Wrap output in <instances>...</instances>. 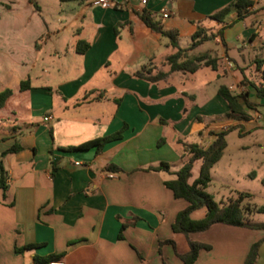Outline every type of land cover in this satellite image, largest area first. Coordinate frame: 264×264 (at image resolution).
Instances as JSON below:
<instances>
[{
  "label": "crops",
  "instance_id": "0c3cea01",
  "mask_svg": "<svg viewBox=\"0 0 264 264\" xmlns=\"http://www.w3.org/2000/svg\"><path fill=\"white\" fill-rule=\"evenodd\" d=\"M91 1L0 0V92L11 91L0 107V153L20 147L1 159L0 264H34L35 256H59L64 264H183L177 254L188 251V239L211 246L194 264H242L264 233L214 225L173 234L186 203L164 187L172 175L144 170L164 162L175 172L186 145L207 147L212 133L250 122L228 116L217 89L251 99L241 81H261L254 61L264 59V0H251L241 21L232 9L224 24L211 16L232 0H117L109 9ZM145 19L175 32L186 58H219L216 70L174 72L154 84L134 77L150 63L169 71L168 39ZM198 29L214 38L191 48ZM79 44L87 46L82 53ZM205 70L210 79L184 84ZM22 82L29 88L20 90ZM220 113L225 120L217 122ZM123 127L121 139L99 150L74 149ZM108 164L121 171L106 172ZM263 244L255 264H264Z\"/></svg>",
  "mask_w": 264,
  "mask_h": 264
},
{
  "label": "trees",
  "instance_id": "16d2710c",
  "mask_svg": "<svg viewBox=\"0 0 264 264\" xmlns=\"http://www.w3.org/2000/svg\"><path fill=\"white\" fill-rule=\"evenodd\" d=\"M73 1V0H61ZM253 3L251 0H232V3L222 8L217 13L211 16L219 24H224V19L227 14L233 9L236 13L235 22L245 19L250 14V9ZM146 25L154 32L166 37L171 53L165 57L164 63L169 67L168 72H162L152 67V64L141 67L134 73V77L147 81L149 83H159L165 81L170 74L174 72H181L183 74L194 73L200 68L209 67L216 70L219 64V58L210 57L207 54L194 56L191 58L185 57V50L178 46L176 40V33L173 31H163L158 25L152 23L149 19H145ZM220 34V31L218 32ZM213 35L206 36L201 29H198L192 36L193 43L191 48H194L202 42L211 40ZM87 48L86 45H78L77 51L82 53ZM264 49V41L261 45ZM185 58V59H184ZM256 69L260 71L261 81L258 84L248 81L243 78L241 85L250 86L253 90V97L255 102H252L249 93H240L233 95L226 86H220L217 89V95L222 98L228 108V116L238 121H248L249 115L247 110H256V105L264 107V59H256L254 61ZM20 90L29 88L28 82H22L19 86ZM11 95L10 90L0 92V107L5 100ZM262 128L264 129V112L262 113ZM241 125L230 126L222 129L216 133H212L213 140L207 147H201L198 144H188L185 146V151L182 156L181 166L175 171H170L168 163L161 162L157 166L148 167L146 172H164L173 176V179L167 180L163 183L164 187L169 190L176 200H182L186 206L180 210L173 222L170 225L173 234H181L188 236L194 233H203L214 225H225L236 228H246L249 230L264 231L263 224L249 223L246 217L255 213H264V206L254 207L253 209L243 208L242 203L246 198H250L249 193H240L234 200H230L227 204L217 203L213 196L207 192V188L211 183L210 171L213 166L220 160L223 151L227 147L226 137L230 132L237 131L238 136L241 137ZM124 127L116 133L89 141L74 149H87L90 147H97L101 149L105 144L119 140L122 138ZM20 147H11L7 151L0 153V189L5 191L7 189L6 173L2 167L1 159L7 153L16 152ZM195 163H199L198 173L193 177V167ZM108 173H119L121 170L114 164H108L105 169ZM203 209L204 214L199 219H193L192 215ZM125 225L121 226L123 229ZM120 237V234H119ZM172 243L171 241H168ZM264 239H260L248 249L242 264H255L260 246ZM27 249L35 248L32 245L26 247ZM211 246L188 239V251L185 254H177L178 259L183 264H194L201 251H210ZM60 259L59 256L34 257V264H46L52 260Z\"/></svg>",
  "mask_w": 264,
  "mask_h": 264
},
{
  "label": "rangeland",
  "instance_id": "374dc122",
  "mask_svg": "<svg viewBox=\"0 0 264 264\" xmlns=\"http://www.w3.org/2000/svg\"><path fill=\"white\" fill-rule=\"evenodd\" d=\"M207 43L209 46L210 43ZM262 58V56L258 57V59ZM252 74L259 75L258 72H252ZM211 75L210 70H205L194 76V78L189 77L190 81H185L184 84L187 86L197 85L199 82L210 79ZM229 80L230 76L222 79L225 84ZM251 80L257 83L259 78L253 77ZM250 91L252 95V90ZM251 101L255 102L253 96ZM255 109L247 110L248 121L250 122H246V126L242 127L241 137L235 131L227 135V147L224 156L210 171L211 183L207 188V192L213 196L214 201L217 203L227 204L230 200L236 199L238 194L249 193L251 197L243 200V208L253 209L254 207L264 206V129L259 126L264 107L259 104L255 106ZM224 118V114L220 113L216 116L215 121L225 120ZM251 126H254V128H251ZM203 214L204 210L201 209L195 212L192 218L199 219ZM246 219L252 224H263L264 213H255L246 217ZM216 227L226 229L228 233H264V231H250L246 228L220 225ZM212 233H218V231L214 230Z\"/></svg>",
  "mask_w": 264,
  "mask_h": 264
},
{
  "label": "built area",
  "instance_id": "2783aa9c",
  "mask_svg": "<svg viewBox=\"0 0 264 264\" xmlns=\"http://www.w3.org/2000/svg\"><path fill=\"white\" fill-rule=\"evenodd\" d=\"M259 1V0H258ZM92 5L97 6V7H101L104 9H109L112 7H116L118 5V1L117 0H92L91 1ZM142 4L146 3V0H141ZM163 18H167L168 14L164 13L162 15ZM49 120H51V117L47 116L43 118L44 122H48ZM46 264H64L62 259H58V260H52Z\"/></svg>",
  "mask_w": 264,
  "mask_h": 264
}]
</instances>
